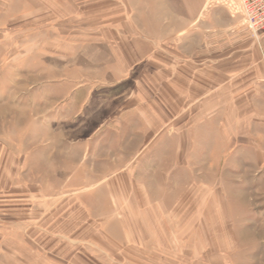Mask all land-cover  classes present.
<instances>
[{
    "label": "rangeland",
    "instance_id": "1",
    "mask_svg": "<svg viewBox=\"0 0 264 264\" xmlns=\"http://www.w3.org/2000/svg\"><path fill=\"white\" fill-rule=\"evenodd\" d=\"M85 1L50 5L53 16L48 20L43 17L40 2L32 5V16L17 4L18 14L7 22L4 31L0 29V264H137V254L123 245L122 227L128 215L137 220L139 212L127 213L123 207L139 202V182L146 187L148 202L170 210L166 214L171 220L191 216L193 212L185 210L188 204L198 206L205 200L215 207L224 203L229 208L225 216L231 226H215L209 229L210 235H221L225 230L231 238L236 236L237 242L228 245L232 264H264V195L254 192L255 188L264 191V180L251 182L254 171L249 168L255 165H244L253 155L264 162V141L259 142V149L248 147L250 142L244 139L239 144L248 146L233 148L228 139L226 143L202 140L198 132L193 147L182 149L180 132L170 124L181 107L178 104L185 103L176 93H185L186 85L176 82L169 57L164 56L167 66L156 70V83L151 64L149 81L124 85L122 69L105 49L109 38L106 33H119L120 39L121 29L129 27L134 34L146 32L147 38L162 44L190 46L195 55H201L202 45L209 40L215 45L210 49L224 50L228 59L239 55L248 58L246 46L261 36L256 39L225 10L205 7V3V12L215 9L213 13L193 24L188 35L176 37L173 33L180 20L130 19L126 24L118 17L119 4L114 5L113 18L89 19L87 13L98 9L101 15L106 5ZM58 31L66 34L59 36ZM59 38L67 47L62 65L52 52L49 60L43 59L42 53L43 46ZM74 43L81 46L69 51ZM61 79L74 82L64 84ZM139 87V104L161 120L155 132L139 121L134 109L97 126L99 113L108 110L110 98L132 97ZM74 95L76 110L62 108ZM236 102L240 104L238 99ZM227 103L233 112L235 102ZM84 109L86 116H81ZM69 111L75 113L68 115ZM226 113L227 121L234 118ZM92 121L95 127H90ZM236 128L232 129L235 136L241 127ZM216 133L211 131V138ZM155 135L156 146H149ZM154 155L158 161L155 164ZM176 155H193L197 162L206 160L193 165L194 180L184 166L176 168L171 162ZM233 163L242 169L237 167L226 174H237L240 179H219V168L228 170ZM153 166L158 168L155 179H139L140 174L153 172ZM259 166L261 170L264 163ZM201 182L209 183L211 193L220 187L224 196L188 193L189 184ZM174 205L178 209L171 212ZM176 220L171 231L178 240L186 229L176 227ZM185 257L184 250L178 251L170 256L172 260L156 264H186Z\"/></svg>",
    "mask_w": 264,
    "mask_h": 264
},
{
    "label": "crops",
    "instance_id": "2",
    "mask_svg": "<svg viewBox=\"0 0 264 264\" xmlns=\"http://www.w3.org/2000/svg\"><path fill=\"white\" fill-rule=\"evenodd\" d=\"M73 1L76 3L83 0ZM39 2L42 4L43 17L47 18V20L53 16L50 5L65 6L70 3L69 0H0V29L6 28L7 22L18 14L19 7H17V4H22L23 10L28 11V16H32V5ZM85 3H105L106 5L105 11L100 12L101 15H98V9L87 13L89 19H111L114 16V5L119 4L121 11L118 17L123 21H127L126 24H129L130 19L145 22L152 20H180L182 23L173 33V36L176 37H184L191 33L193 24L200 19H205L207 15H211L213 10H215L212 9L206 13L204 0H86ZM86 17L88 18L87 15ZM63 34H66V32L60 33L58 31L57 35L62 36ZM106 34L109 38L106 39L105 49L111 51L115 58V65L122 69L121 72L126 77L124 82H122L124 85L130 84V82L142 85L149 81L150 75L147 70L151 68V64L155 69L153 80L156 83L158 76L156 75V70L167 66L164 65L166 59L164 56L169 57L168 64L171 70L174 71L176 82L186 85L185 93H176L177 99L185 101V103L182 102V105L181 103L178 104L181 107L177 113H174L170 124L173 127L172 129L180 132L179 147L187 150L188 147H193L194 139L200 132L202 140L217 139L218 143L220 141L226 143L228 139L230 142L228 144L233 148H237L248 146L239 144V141L241 143L244 139L249 140L250 144L248 147L261 148L259 142L264 141V34L256 42L250 38L252 42L246 46L248 49H245L248 50V58H243V56L239 55V57L234 59L226 58L224 50H211L210 47L215 45L210 43L209 40L202 45L204 49L201 50V55H195L190 46L183 48L174 44H162L160 40L147 38L146 32L134 34L129 27L121 29L120 39L118 38L120 36L119 33L118 35L111 32ZM116 39L117 42H115ZM79 45L75 43L74 46L69 45L70 48L68 50L75 52L74 50L81 46ZM66 51L65 42L60 38L56 39L52 45L47 44L42 47L43 59L45 57V59L49 60L50 52H52L53 57L56 56L59 65H62L60 62L62 61L61 59H65ZM211 51H213L212 56L210 54ZM214 51L217 53L214 54ZM75 61L76 59H74V68L76 67ZM61 80L64 84L74 82L67 79ZM188 88L190 89L188 90ZM139 90L140 87L137 92L133 93L132 97L128 94L127 96L124 95V97L110 98L107 103L108 110L105 113H102V111V114L99 113L97 126L108 123L126 112H131L130 109H134L139 121L147 125L150 132H155L157 130L156 127L158 125L159 127L161 126V120L158 121L155 115L146 111L145 106L139 104L142 98ZM237 99L240 104L236 102ZM196 100L197 103L195 104L194 101ZM227 100L235 102L233 103V112L228 106ZM77 105L78 101L76 95H74L69 101L64 102L62 108L76 110ZM120 107L121 110H119ZM87 108L88 105L85 106V109ZM85 109L84 112H81V116H86ZM70 112L75 113L74 111H69L68 115L72 114ZM226 112H229V115H233L234 118L227 121ZM94 123L96 122L92 121V126L90 127H95ZM211 127L212 132H217L212 138ZM236 127H241L239 130L240 134L237 136H235V132H232V129L237 131ZM184 128L185 131L183 130ZM197 128L200 129L197 130ZM149 135L151 134L149 133ZM152 140L153 143L152 145L150 143L149 146L155 147L157 136H153ZM142 158L141 156L138 160ZM156 158L157 155H154L153 164L158 162L155 161ZM243 159L245 160L246 158L244 157ZM229 160L234 162L235 159L231 158ZM261 160L262 157L259 158L253 155V157L248 158L247 163H244V165H255L254 168L252 166L249 168L254 171V175L250 178L251 182L264 180V167L260 170L261 166H259L264 163ZM205 161L204 158H200L197 162L193 155H185L184 157L183 155L179 157L176 155L171 158V162L174 163V166L176 165V168H178L177 165H182L192 174V180H194L195 176L193 165L195 163L202 164ZM217 162L220 163V159ZM226 163L228 161L223 162V165ZM233 164L234 166L229 167L230 169L228 170L225 166L219 168V179L223 181L226 179H240V176H236L237 174H226L230 170H236L238 166L236 167L235 163ZM240 166L237 170H240ZM153 170V172L142 173L144 175L140 174L139 179H155L154 176L158 173V168L153 166ZM128 174L130 173L123 175V179ZM167 178L173 180L171 176ZM128 179H131L130 176ZM204 179L206 178L203 177L202 181ZM136 187L139 202L137 204L130 203L123 209L127 213L139 212L137 220L132 215H128L124 219L122 228L125 238L123 245L126 244L127 250L134 251L137 254V264H156V261L159 260H172L170 256L183 250L186 256L184 259L186 264H232L228 245L237 242L236 236L234 239L233 236L231 238V236L226 234L225 230H222L223 234L213 236L210 235L211 231H209L215 226L222 229L231 226L226 221L225 213L229 208L224 203L215 207L205 202V200L198 206L188 204L185 210L186 213L192 211L193 214L191 216L188 217L186 215L185 219L177 220L178 216H175L176 218L171 220L166 214L170 210H166L162 205L148 202L145 185L139 182ZM254 192L255 194L261 192V195H264V191H258L256 188ZM188 193L208 197L213 194L224 196L225 191L223 192L220 187H215L211 193L209 183L201 182L199 185L189 184ZM176 209H178V206L174 205L171 212H176ZM174 220H176V227L180 226L186 229L185 235L177 237L179 238L178 240L173 238L171 231V225L175 224Z\"/></svg>",
    "mask_w": 264,
    "mask_h": 264
},
{
    "label": "built area",
    "instance_id": "3",
    "mask_svg": "<svg viewBox=\"0 0 264 264\" xmlns=\"http://www.w3.org/2000/svg\"><path fill=\"white\" fill-rule=\"evenodd\" d=\"M205 7H220L256 39L264 34V0H204Z\"/></svg>",
    "mask_w": 264,
    "mask_h": 264
}]
</instances>
